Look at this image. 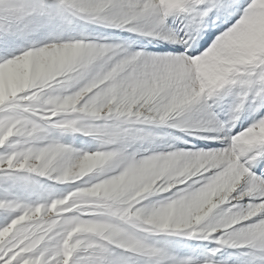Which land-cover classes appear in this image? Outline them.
<instances>
[{
	"label": "snow or ice",
	"instance_id": "6c2138e0",
	"mask_svg": "<svg viewBox=\"0 0 264 264\" xmlns=\"http://www.w3.org/2000/svg\"><path fill=\"white\" fill-rule=\"evenodd\" d=\"M0 264H264V0H0Z\"/></svg>",
	"mask_w": 264,
	"mask_h": 264
}]
</instances>
